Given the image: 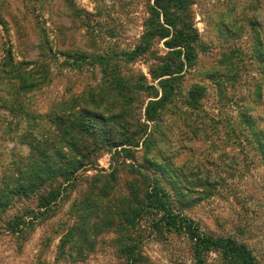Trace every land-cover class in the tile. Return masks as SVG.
<instances>
[{"label":"rangeland","instance_id":"rangeland-1","mask_svg":"<svg viewBox=\"0 0 264 264\" xmlns=\"http://www.w3.org/2000/svg\"><path fill=\"white\" fill-rule=\"evenodd\" d=\"M191 1L199 33L197 61L185 68L176 95L156 120L145 114L156 97L138 96L127 117L138 144L126 146L131 159L125 151L104 152L82 171L83 183L69 189L53 215L36 222L26 239L5 225L17 209L2 212L0 264L121 263L115 230L101 233L94 251L79 261L59 259L58 245L76 223L75 204L83 200L85 182L111 174L125 160L138 173H116L119 197L129 193L133 178L144 191L139 172L151 174L170 193L174 209L194 220L201 232L244 243L264 264V155L258 143V137L264 141V61L254 51L260 42L264 50V0ZM153 3L0 0V187L16 174L15 161L27 160L29 147L21 134L41 138L55 133L51 115L60 102L89 98L100 86L108 89L99 56L121 60L134 49ZM163 41L154 45L158 55L168 50ZM154 63L149 55L120 65L124 73H144L161 96L159 79L150 74ZM24 81L31 86L24 89ZM101 178L98 188L106 180ZM142 232L146 264H196L184 233L154 232L149 222ZM218 259L213 252L209 263Z\"/></svg>","mask_w":264,"mask_h":264},{"label":"trees","instance_id":"trees-1","mask_svg":"<svg viewBox=\"0 0 264 264\" xmlns=\"http://www.w3.org/2000/svg\"><path fill=\"white\" fill-rule=\"evenodd\" d=\"M191 3V0H154L149 5V15L135 48L124 53L121 60L99 56L108 89L100 86L89 98L76 97L71 102H60L51 115L57 127L55 133L49 131L41 138L32 133L20 135L21 142L29 147L27 160L15 161L16 174L10 183L0 187V221L2 212L17 209L5 222L8 230L26 239L36 222L53 215L59 200L68 195L69 189L73 191L83 183L82 171L93 167L104 152L115 150L121 155L125 151V157L131 159V149L126 146L138 144L127 117L135 109L138 96L145 93L148 97H156L148 101L145 109L146 118L156 120L160 116L159 109L176 95L185 68L197 61L199 33L193 23ZM159 40H164L168 49L164 55H158L154 49ZM260 46L262 49H258ZM255 49V56L264 61L263 43ZM149 55L156 63L150 74L155 80L159 79L161 96L144 73L127 74L120 65L121 61L128 64ZM24 83V89L31 86L27 81ZM258 143L264 155L261 137ZM119 170L133 175L138 173L133 163L119 161L111 174L100 173L85 182L83 200L75 204L76 223L69 226L60 239L59 259L79 261L88 257L96 247L98 236L105 230H115L120 241L118 250L122 261L119 264H146L142 228L144 222H149L154 232L166 229L184 233L191 241L196 264H258L244 243L231 237L205 234L194 220L176 211L169 200L170 193L151 174L139 172L141 182L146 185L144 191L133 178L127 183L129 193L119 197L113 185ZM101 177L106 180L98 188L97 181ZM213 252L218 255L219 263H209Z\"/></svg>","mask_w":264,"mask_h":264}]
</instances>
